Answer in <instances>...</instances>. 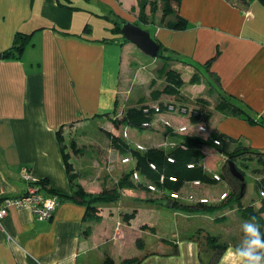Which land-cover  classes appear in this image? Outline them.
Instances as JSON below:
<instances>
[{
    "label": "crops",
    "instance_id": "0c3cea01",
    "mask_svg": "<svg viewBox=\"0 0 264 264\" xmlns=\"http://www.w3.org/2000/svg\"><path fill=\"white\" fill-rule=\"evenodd\" d=\"M92 1L71 0L68 8L59 0H0V199L26 194L30 183L24 168L30 180L47 179L46 188L72 194L64 150L78 173V183L88 193L115 188L121 176L134 166L133 158L123 163L121 158L126 156L108 137L106 147L95 144L103 158L90 153L86 164V152L93 142L85 140L88 137L83 131L79 140L68 136L69 147L65 134L71 133H66L70 126L85 130L83 126L97 118H110L109 127L116 128L112 120L121 119L138 101L157 104L151 92L166 86L167 78L162 75L166 63L185 81L181 95L187 105L211 113L208 129L200 130L202 124L193 122L190 115L159 114L148 128L125 124L128 131L134 129L133 139L123 137L132 148L143 144L171 151L180 144V136L206 140L217 131L234 140L232 151L245 147L264 156V124H251L244 114H235L244 111L264 121L261 0H249L245 7L240 0H182L176 8L188 20V28L147 24L151 27L147 30L171 57H162V62L154 58L147 64L143 63L147 54L134 43H125L124 36L114 31V20L113 25H107L108 12L114 8L143 24L138 17V0H97L103 13L95 11ZM161 14L156 13L157 20ZM175 19L167 17L166 21ZM95 20L103 21V30L97 28ZM20 32L31 33L30 43L20 58H5L3 53L14 45ZM195 74L200 78L196 84L191 83ZM136 86L147 87L145 95L138 96ZM133 100L135 103L129 105ZM161 100L176 99L164 94ZM163 118L177 129L186 126V131L167 133ZM114 128L109 129L115 132ZM62 130L63 141L59 139ZM72 141L79 154L74 153ZM204 149L206 174L211 179L218 174L224 180L214 179L201 186L187 184L183 193L216 198L218 208L188 210L168 203L171 211L162 210L154 206L160 198L155 200L156 194L142 188L122 189L117 202L96 204L99 220L86 216L85 203L69 197L59 196L49 220H39L28 206H12L0 222V264H107L108 257L115 264L128 258H139L137 264H240L235 255L239 243L235 240L237 233L244 236L242 225L249 221L240 214L237 202L220 200L222 193L230 191L224 170L226 156L213 145ZM249 168L255 170L256 181L264 178V167L257 159L249 163ZM115 174L120 175L113 177ZM256 192V198L245 202L246 186L240 201L264 210L257 187ZM133 212V218L124 219L125 214ZM260 216L264 220V211ZM207 234L227 243L219 257L213 243L200 238ZM224 235L231 239L225 241ZM138 239L144 241L143 247L138 246Z\"/></svg>",
    "mask_w": 264,
    "mask_h": 264
},
{
    "label": "trees",
    "instance_id": "16d2710c",
    "mask_svg": "<svg viewBox=\"0 0 264 264\" xmlns=\"http://www.w3.org/2000/svg\"><path fill=\"white\" fill-rule=\"evenodd\" d=\"M71 0H59L60 5L71 8L70 7ZM182 0H138L139 6V20L141 23L150 24H163L172 29L176 30H184L188 28L189 22L186 18H184L177 11V6L180 5ZM244 4V7L249 4V0H240ZM264 3V0H261ZM147 8H149V12H147ZM161 9L162 14L159 20L156 19V13ZM175 14L176 19L173 21H166V18ZM158 21V22H157ZM124 20H115V28L114 31L116 33L122 34L121 26ZM31 33H22L20 32L17 35L16 42L14 45L6 50L3 53L5 58H20L27 45L31 41ZM128 42V41H127ZM160 57L171 58L168 54L167 49L162 47L160 44ZM167 78V84L163 90H152L151 98L154 101H158L157 104L150 105L144 104L142 100L138 101V105L129 108L125 115L121 119H113V123L116 129H120L121 126L130 125L136 127L138 129H144L151 126L156 120V115L159 114H184L190 115V118L193 122L201 123L208 129V123L211 118V113L208 112L205 108L195 107L188 109L187 101L181 95V87L184 85L185 81L181 77V74L170 69V64L166 63V68L163 70V74ZM199 76L195 74L191 83H198ZM155 80L152 82L151 86H154ZM173 95L175 96L174 101H163L161 100L162 95ZM233 97V96H231ZM188 109L184 112V109ZM221 107V105L219 106ZM235 112V111H234ZM197 113V114H196ZM236 115L244 114L245 118L251 124H264L263 120L255 119L250 114L239 110L235 112ZM164 118L162 119V123L166 128V132L169 134L181 133L176 127L168 126L164 123ZM169 120V119H167ZM170 121V120H169ZM171 122V121H170ZM172 123V122H171ZM106 135L110 138L112 145L116 147L121 153H123L126 157H130L131 160H134V166L130 168V172L123 174L118 181L115 188H107L104 187L103 191L100 193H88L85 188L78 183V173L75 172V168L73 163L70 162V155L64 153V160L66 165V170L69 175L70 183L72 185V194H68L63 191H58L53 188H46L48 186V180H40L36 182L40 186V192L44 193L43 195H51L57 194L60 198H74L82 203H85L87 211L86 216H90L91 219L99 220L100 216L97 215L98 208L95 206L99 203H112L117 202L122 194L121 190L125 188H142L147 192L154 193L148 188L149 184L156 185L158 191H181L183 193V189L187 184L195 185L194 181H200L201 186L203 183H212L213 180L211 176L206 174L204 170V160H205V145H213L218 147L220 152L226 156V160L224 163V170L226 172V178L228 180L230 191L227 192V199H223L228 203H234L237 201L240 214L243 218L247 219L249 222H255L260 226L262 232H264V220L261 218V213L264 211L263 209L256 210L253 205L245 206L241 203V185L242 181L236 177L230 170L229 162L233 161L236 163L238 169L245 174V169L249 167V163L257 159V162L264 167V156L263 154L252 152L250 149L245 147H239L235 150H231V144L234 141L233 139L227 137L226 135L214 131L210 134V136L204 140L203 138L196 136H187L183 135L181 137L180 144L175 147L171 151H165L159 147H150L147 149H137L132 148L124 139L123 136L115 135L110 131L105 130ZM124 135V133H123ZM63 136H61V131H59V139L61 141ZM215 140H218L220 144H216ZM72 149L74 153L79 154L80 149L77 148L76 142L72 141ZM64 148V147H63ZM250 154V155H248ZM169 158H172L171 161ZM152 164L155 165V168L152 167ZM191 165V166H190ZM137 171L139 173V179H135L133 176V172ZM264 171V168L262 169ZM171 176H175L177 178L176 181H172L170 179ZM221 176V175H220ZM164 177L162 181L161 178ZM224 178L221 176V181ZM256 187L259 191L264 190V178L256 181ZM46 191V194L44 192ZM28 192V191H27ZM26 192V194H27ZM186 192V191H185ZM188 193V192H186ZM185 193V194H186ZM193 194H197L196 192H189ZM25 194V195H26ZM203 195V194H199ZM24 196V195H22ZM19 196V197H22ZM206 196V195H205ZM210 197V196H209ZM220 197V196H219ZM211 203H193L192 202H175L171 203L167 197L163 199H167L169 205H173L176 207V204L182 208L195 209L198 207H202L201 209H215L219 206H215L217 199L210 197ZM162 199V198H160ZM219 199V198H218ZM4 200V199H0ZM158 200V199H155ZM221 200V199H220ZM189 204V205H187ZM264 204V203H263ZM93 216V217H91ZM135 216V212L130 214H125L124 219L129 221L131 218ZM253 218H255L253 220ZM87 233H90V229L87 230ZM205 240L209 243H213V247L217 249V257L227 248V243L219 242L218 237L214 235L207 234L205 235ZM137 244L139 247H143L144 241L142 239L137 240ZM140 261L139 258H128L123 261L122 264H137ZM107 264H115L114 260L110 257L106 260ZM215 264V261L212 263Z\"/></svg>",
    "mask_w": 264,
    "mask_h": 264
},
{
    "label": "rangeland",
    "instance_id": "374dc122",
    "mask_svg": "<svg viewBox=\"0 0 264 264\" xmlns=\"http://www.w3.org/2000/svg\"><path fill=\"white\" fill-rule=\"evenodd\" d=\"M91 4L92 5H94V8H95V11H97V12H99V13H103V10H102V8H101V6L98 4V1L97 0H93L92 2H91ZM107 11H109V10H107ZM96 12V13H97ZM161 12V11H160ZM160 12H157L158 14H160ZM129 14H131V12L129 11L128 12ZM108 15H109V17H108V21H109V24H107L108 26H110V25H113V23H114V21L115 20H124V21H132V22H134V23H136V24H138V25H140L143 29H149V28H151L150 26H148L147 24H139L137 21L135 22V21H133L134 20V18L132 17V16H130V15H128V14H125V13H123L122 11H119V10H117L116 8H114V10H112L111 12H108ZM169 18H171V19H175L176 17L175 16H173V15H169L168 16ZM114 20V21H113ZM95 22H96V26H97V28L99 29V30H103L104 28V26H102L101 24H103V21H101V20H95ZM123 38V37H122ZM126 39H125V43H126ZM146 58H147V61H144L143 63H145V64H147L148 62H150L151 60H153L154 58H156V59H158V60H160V62H162L163 61V58L162 57H151L150 55H148L147 54V56H146ZM138 64V65H137ZM134 65H137V69L138 68H140V63L139 62H135L134 63ZM148 68H151V67H148ZM173 71V70H172ZM135 92H137L138 93V96H143V95H145V92L147 91V87H145V86H142V87H140V86H136L135 87V90H134ZM129 103V105L131 104V103H135V100H133V101H129L128 102ZM191 107L190 106H188V109H190ZM193 108V107H192ZM187 108H186V110H188ZM190 110H192V109H190ZM175 114H178V113H175ZM108 121H110L111 122V120H110V118H106L105 120H102V119H100V118H97V119H94V120H91L89 123H87L86 125H84L83 127L85 128V130L83 129V128H79L78 130H75V129H73V128H71V127H73V126H70V128H69V130L66 132V133H68V132H71V133H68V134H65V142H66V144L70 147V143H71V140L69 139V135L71 136H73V138H75L76 140H79V139H81V137H82V134H83V131H84V133L87 135V137L88 138H86L85 140L86 141H88V142H93L92 144H91V148H90V151H88V152H86V153H88L87 155H86V157H85V160H86V164H88V161L90 160V153L94 156H96L98 159H102L103 158V156L101 157L100 156V153H99V150H98V148L97 147H99V146H97V147H95V144H98V145H100V146H102V147H106V145H108L109 143V138H108V136L106 135V133H105V130L106 131H110V132H112L113 134L115 133V135L116 134H120V136H123V137H125L124 135H123V132H124V130H126L127 131V135H126V139H133V132H134V129L133 128H131V131H128L127 129H126V126L124 125V126H121L120 127V129H118L119 131V133L116 131L117 129L116 128H114V126L112 125V127H109V126H111L110 125V123L108 122ZM152 126V125H151ZM102 127V128H101ZM109 128H114L115 129V132H114V130L112 131V129L110 130ZM186 128V127H185ZM178 130L180 131V127L178 128ZM63 131L64 130H62V133H61V136L63 135ZM186 131V130H185ZM185 131H181V132H185ZM83 140H84V137H83ZM84 142V141H83ZM81 145V144H80ZM89 145V144H88ZM141 145H143V144H141ZM248 155H250V154H248ZM215 157H211V159H214ZM122 159H123V157L121 158V161H122ZM130 170V169H129ZM129 170L127 171V172H129ZM255 170H253V168H249V169H245V182H246V186H247V194H246V197L243 199L245 202H249V201H251V200H249V199H251V198H256L257 197V192H256V180H255V172H254ZM126 172V173H127ZM120 175V174H119ZM118 174H115L113 177H117V176H119ZM207 196V195H206ZM153 198H157V196L155 197V196H153ZM161 200V202L160 201H158L157 203H156V205H154V206H156V207H160V208H162V210H170L169 208H168V200L167 199H160ZM237 202V201H236ZM157 204H159V205H157ZM173 209V208H172ZM171 211V210H170ZM206 212H208V213H211V212H214L213 210H211V211H206ZM215 212H217V211H215ZM174 221H176V218H175V220ZM202 225L204 226V227H207V222H203L202 223ZM241 226V225H240ZM238 227V230H239V226H237ZM237 236H238V238L236 237V240L235 241H238V243H240L241 242V240H240V237H242V236H240V234L239 233H237ZM201 239H203L204 237L203 236H201L200 237ZM222 238H224V240L226 241V240H229V239H231L230 237H228V236H223Z\"/></svg>",
    "mask_w": 264,
    "mask_h": 264
},
{
    "label": "built area",
    "instance_id": "2783aa9c",
    "mask_svg": "<svg viewBox=\"0 0 264 264\" xmlns=\"http://www.w3.org/2000/svg\"><path fill=\"white\" fill-rule=\"evenodd\" d=\"M187 110L184 109V112H186ZM197 114V113H196ZM165 124H167L168 126H173V124L167 120L164 119L163 120ZM174 127V126H173ZM186 126H182L180 127V131H185ZM206 127L205 126H200V130L202 131H206ZM124 136L126 137L127 135V131H124ZM216 144H220V142L218 140H215ZM137 149H147L144 145L141 144H137L136 147ZM171 161H173L172 158H169ZM131 161L130 157H123L122 162L123 163H128ZM191 166V165H190ZM152 167L155 168V165L152 164ZM24 175L26 177V179L29 180L30 186L28 188V192L26 195L22 196V197H6L3 200V206L0 207V222L3 219V217L6 215L7 213V209L9 207H24V206H28L31 208L33 214L39 219V220H49L53 217V213L55 211V209L58 206V202H59V196L57 194H51V195H46L44 196L42 192H40V186L36 183L39 180H30V178L27 176L28 174V169L24 168L23 170ZM133 176L135 179H139V173L137 171L133 172ZM215 178V180L221 181V176L218 174H215L213 176ZM170 179L172 181H176L177 178L175 176H171ZM161 180H164V177L161 178ZM195 185H200L201 182L200 181H194ZM148 188L154 192V194L157 195L158 198H164L167 197L169 199V201L171 203L173 202H192V203H206L209 204L211 203V198L209 196H205V195H199V194H193V193H182L181 191H158L156 185L154 184H149ZM260 195L262 196L263 200H264V190H261ZM228 195L227 192H224L220 195V199H227Z\"/></svg>",
    "mask_w": 264,
    "mask_h": 264
},
{
    "label": "water",
    "instance_id": "95a60500",
    "mask_svg": "<svg viewBox=\"0 0 264 264\" xmlns=\"http://www.w3.org/2000/svg\"><path fill=\"white\" fill-rule=\"evenodd\" d=\"M121 32L128 42L134 43L144 53L152 57H158L160 43L151 35L150 31L143 29L132 21H124L122 22ZM1 57L2 54H0ZM229 167L231 172L243 182L241 185V196L243 197L246 191L245 175L238 169L235 162L230 161Z\"/></svg>",
    "mask_w": 264,
    "mask_h": 264
},
{
    "label": "clouds",
    "instance_id": "9594fccd",
    "mask_svg": "<svg viewBox=\"0 0 264 264\" xmlns=\"http://www.w3.org/2000/svg\"><path fill=\"white\" fill-rule=\"evenodd\" d=\"M242 231L243 239L235 248L240 264H264V232L255 222H244Z\"/></svg>",
    "mask_w": 264,
    "mask_h": 264
}]
</instances>
